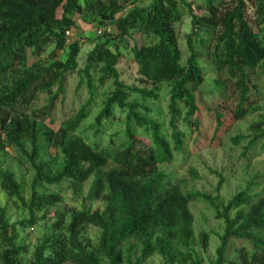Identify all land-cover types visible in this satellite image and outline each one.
<instances>
[{"label":"trees","instance_id":"trees-1","mask_svg":"<svg viewBox=\"0 0 264 264\" xmlns=\"http://www.w3.org/2000/svg\"><path fill=\"white\" fill-rule=\"evenodd\" d=\"M184 15L185 54L178 29ZM78 19L95 25L97 37L71 39ZM83 41L91 48L79 67ZM124 50L138 83L120 77ZM73 73L80 80L68 97ZM109 80L84 127L97 87ZM163 89L169 130L147 105ZM203 94L217 104L205 117L197 102ZM263 101L264 0H235L228 9L224 0H0V187L26 215L10 222L9 203L0 207V264H144L154 255L158 264H204L195 248L194 201L210 204L223 223L209 264H264V161L261 174L227 199L184 189L159 169L183 151L186 133L196 142L200 126L212 129L209 145L219 146L230 124L254 114L246 133L229 137L244 142L241 157L250 162L264 149ZM115 110L125 113V127L106 133ZM7 147L31 171L28 183L2 159ZM216 173L218 190L225 177ZM90 178L88 193L99 206L57 209L67 191L82 195ZM40 221L50 222L34 243L20 236ZM209 234L199 233L201 249ZM232 240L245 243L229 257Z\"/></svg>","mask_w":264,"mask_h":264},{"label":"rangeland","instance_id":"rangeland-1","mask_svg":"<svg viewBox=\"0 0 264 264\" xmlns=\"http://www.w3.org/2000/svg\"><path fill=\"white\" fill-rule=\"evenodd\" d=\"M201 1V0H199ZM235 0H224L226 9L234 6ZM245 18L254 24L252 7L250 4L246 3L245 8ZM189 17L184 15L181 22L178 24L179 29V44L183 54L186 53V37L185 34L189 32ZM71 39H78L80 37H97V27L95 25H90L78 19L76 24L72 26L69 30ZM132 43V42H130ZM195 48L199 51L200 48L194 42ZM91 45L88 41H83V46L79 52V67L83 66V56L89 51ZM201 62L205 65H209V61L205 58H201ZM118 70L121 79L130 84L138 83L136 65L130 58L129 53L124 50L123 56L118 63ZM212 74L207 75V80L210 81ZM80 80V75L73 73L68 77V97L71 91L75 89ZM110 80L106 84L97 87V95L92 105V110L87 118L83 122L84 127H89V123L92 122L94 115L101 107V100L104 97L105 92L110 89ZM83 87H85L83 85ZM207 88L206 86H204ZM204 88V89H205ZM85 90H82L81 96H83ZM197 102L202 107V115L211 114L209 107L217 108V104L214 96L209 94H203L201 98H197ZM149 105L152 116L157 119V121L162 123L164 129L168 128V117H167V95L166 90L163 89L157 99H149L147 101ZM264 105V101L262 102ZM254 114L248 115L235 123L228 126L226 132L221 136L222 145L210 146L209 140L212 134V129L206 130L203 126H200L201 134L198 135L196 142L193 141V136L188 137L186 133L185 143L182 152H176L174 160L169 163H164L159 165V169L163 170L173 182H179L184 189H196L202 192L209 193L211 196L217 195L220 199H227L234 192L242 188L246 180L249 179L254 174H261L260 167L263 165L264 161V149L260 150V153L251 158L250 162H246L243 157H241L242 146L244 142L239 144H232L229 141V137L236 133H246L248 125L253 120ZM125 113L122 111L115 110L112 120L105 123L103 129L106 133H111L117 129H123L125 127ZM204 121V120H202ZM204 123L202 122L201 125ZM178 129L187 131V127L183 122L178 124ZM86 132L91 135L93 130L87 129ZM195 134V133H194ZM105 135V134H104ZM196 135V134H195ZM6 154L2 155V159L11 169H13L19 179L25 180L27 183L30 181L31 171L22 163H19L14 156V152L7 147ZM192 169L193 172L190 171ZM216 172H220L224 177V181L218 190L215 189L218 181V175ZM91 185V178L84 184L83 193L77 197H74L70 191H67L64 200L57 205L58 210H65L69 212L70 210H75L81 208L83 205L86 208H93L99 206L101 203L99 200L93 198V194H89V189ZM9 203V220L10 222L17 221L20 218L26 216L25 213L15 207L12 202L8 200L7 193L0 187V207ZM12 205V207H11ZM191 210L194 215V230H195V248L199 256L203 259L204 264H209V260L213 259L214 250L219 244V239L217 234L222 232L223 223L221 219L214 216V209L207 202L194 201L191 202ZM41 215V213H39ZM50 221H40L37 225L27 229L19 230L21 237L25 238L26 241L34 243L38 236L43 232V230L48 226ZM201 231H208V247L206 249H201L199 246V233ZM88 235L91 238H95L98 234L97 228L89 225L87 227ZM240 243H245L244 241L232 240L230 243V251L228 252L229 257L234 256L233 249L240 245ZM161 261L160 257L157 255L151 256L144 264H158ZM72 264V263H65Z\"/></svg>","mask_w":264,"mask_h":264},{"label":"built area","instance_id":"built-area-1","mask_svg":"<svg viewBox=\"0 0 264 264\" xmlns=\"http://www.w3.org/2000/svg\"><path fill=\"white\" fill-rule=\"evenodd\" d=\"M98 32H99V30H98Z\"/></svg>","mask_w":264,"mask_h":264}]
</instances>
